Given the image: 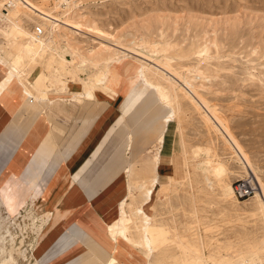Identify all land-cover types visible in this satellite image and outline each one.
<instances>
[{
    "label": "rangeland",
    "instance_id": "1",
    "mask_svg": "<svg viewBox=\"0 0 264 264\" xmlns=\"http://www.w3.org/2000/svg\"><path fill=\"white\" fill-rule=\"evenodd\" d=\"M31 1L62 20L81 16L85 24L91 22L92 28L58 31L65 42H54L51 46L53 52L47 53L37 64L26 61L21 65L20 72L31 73L30 80H34L40 71L44 74L47 96L43 103L30 100L23 103L21 100V111L11 126L27 132L31 122L25 120V112L30 114V120L36 118L43 109L50 107L49 100L84 96L86 90L82 83L98 82L99 88L89 92L82 105L66 108L76 112L78 109H92L87 101L117 102L115 109L118 110L101 136L103 141L97 154L114 132L123 135L121 148L102 173L106 176V183L125 156H129L126 159L128 164L119 168L111 181L117 178V185H123L126 190L128 201L121 216L132 219L127 225L130 239L135 244L144 242L139 232L144 217L138 214L141 211L151 217L154 227L165 230L166 241L162 247L165 250L161 249L164 250V262L159 264H185L183 260L186 258L196 257H203L205 264L264 263V252L259 250L264 241L260 193L247 200L236 199L234 185L248 172L228 143L231 140L252 166L251 171L262 186V193L264 0H68V4L59 0ZM6 7L12 9V5ZM28 19L23 18L16 25L36 35L43 23L37 18ZM14 28L10 21L0 20V58L14 59L8 55L13 52L9 43L14 36H19ZM41 29L43 38L49 36V26ZM23 39L19 36V41ZM67 41L77 53L89 55L92 59L99 57V65L88 66L84 75H80L74 65L65 64L67 56L79 60ZM112 48L117 50V55L111 54ZM158 66L177 76L178 88L164 80L163 74L155 70ZM0 71L4 73L1 82L6 74L5 69ZM142 75L152 86L162 87L168 100L165 101L154 89L143 86L140 82ZM187 83L192 84L191 88L188 87L190 95L202 102H199L200 107L197 100L192 101L182 90ZM18 93L20 98L21 91L15 84L10 87L8 96ZM140 93L143 100L133 105L134 109L126 115L124 106L127 100L131 102ZM19 100L14 98L12 109L19 108ZM201 109H207L217 120L225 137L205 119ZM169 117L173 120L166 124ZM45 122L46 130L40 136V143L45 140L46 148L53 145L58 157H62L61 149L63 154L77 149L82 139L78 138L77 122L62 121L59 111L45 118ZM40 137L36 136L35 140ZM22 145L23 142L17 149H8L0 165V264H78L93 257L95 251L78 255L72 262L69 261L74 256L64 257L77 246L91 243V237L80 226L68 229L63 235H74L75 238L71 245H66L65 241L59 245L64 253L62 256H45L44 249L37 246L54 223L72 212L59 217L56 210L70 188L65 185L70 176L65 177L54 197L48 199L53 180L61 179L60 173L45 191L38 188L23 204L20 214L8 215L12 210L3 207L1 195L10 204L9 196L14 190H25L30 186V183L18 180L8 182L4 173L13 168V158ZM45 150L40 161L46 166L50 154ZM161 155L164 166L160 164ZM91 158L92 153L88 160ZM94 158L85 170L95 161ZM156 163L161 166L158 171ZM95 164L90 176L98 179L100 172L95 168L105 163ZM211 164H217L219 174L211 171ZM84 166L85 162L78 170ZM84 171L76 180L91 193L97 183L93 181L85 188ZM141 174L143 177L140 178ZM121 200L113 213L122 207ZM119 241L115 253L112 251L111 256L100 259L106 261L114 257L120 264H144L137 254L131 255L130 248ZM73 245L76 246L72 250ZM255 252L260 260L249 261Z\"/></svg>",
    "mask_w": 264,
    "mask_h": 264
},
{
    "label": "crops",
    "instance_id": "2",
    "mask_svg": "<svg viewBox=\"0 0 264 264\" xmlns=\"http://www.w3.org/2000/svg\"><path fill=\"white\" fill-rule=\"evenodd\" d=\"M3 75L4 73L0 71V79ZM18 90L20 91L19 87ZM14 98L19 99V93L16 95L13 94L12 96L9 95L2 101L0 100V165L7 156L8 149H17L19 144L23 142L19 152L15 155V158H13V168H8L4 171L8 182L18 180L24 183H34L39 181V188L42 192L45 191L50 183L54 181L48 199L57 194V191L59 190L65 177L70 176L69 179L73 182L72 186L63 195L59 209H56L59 211V217L63 213L72 212L66 218H62L54 223L53 227L47 232L43 239L37 243V246L40 247V249H44L45 256H53L54 254H57L55 256H62L64 253H62L63 251L59 245L64 241L66 242V245H71L75 238L74 235H63L67 233L69 228L71 229L72 227L80 226L87 233V235L91 237L90 242L92 245L88 242L82 247L77 246L72 253L70 252L64 256H74V258L70 259L69 262L77 259L78 257L76 256L78 255L90 253L91 250L93 252L95 251V255L99 258H107L111 256L112 251H114V253L116 251V243L110 237L107 223L111 221L113 211L117 208L119 201L126 194L125 187L123 185H117V178L112 181L111 179L119 168L122 169L128 164L126 163V159H128L129 156H125L122 164L108 176L110 181L107 180L105 183L106 176L102 172L107 168L115 154L121 148L123 144V135L121 136L120 134L114 132L104 143L98 154L97 148L103 141V138L101 137L103 132L109 127L111 123L110 121L113 119L118 110L115 109L117 107L116 100H102L101 102L87 101L91 103L92 109H78L76 112L71 111L66 107L69 105L82 104H78L74 101L61 103L60 105H54L50 106L48 109H43L40 113L41 116L38 115L36 118L33 117L31 120L29 118L30 114L25 112V120L27 121L29 119L28 122H31V127L26 132L20 127L11 126L13 125V121L15 120L17 113L21 111L20 107L12 109ZM135 98L136 96L131 100V102L127 100L124 106L126 115L133 105ZM56 109L61 114L62 121L66 120V122L70 124L73 121L77 122L78 125L76 131L78 132V138H82L74 152L70 150L63 154V149H61L60 155H62V157H58L55 154V148L53 145L46 148L44 142L45 140L40 143L41 137L46 130L45 118L56 115L58 112ZM36 136L41 137L39 140H35ZM130 137L131 134H129L127 140ZM45 149H47L50 154V159L46 166L40 161L41 155L46 152ZM90 153H92L91 160L96 156L94 158V162L96 164L98 163V165H100L103 162L105 163L100 165L99 168H95V171L98 170L100 172L98 179L92 178L93 175L90 176L95 164L93 161L85 170L87 164L91 161L88 160ZM161 161L162 155L160 158V162ZM84 162L85 166L82 167L81 170H78ZM146 162L147 160L144 163ZM17 163L18 165H16ZM160 164H162V162ZM162 165L164 166V164ZM68 171L70 172V175H68ZM83 171L84 173L82 174V178L87 181V185L85 184L84 186L85 188L90 186L93 181L97 183L95 190L91 193L86 192L79 185L80 183L78 184V180H76ZM58 173L62 175L60 176L61 179L53 180L55 175ZM141 177H143L142 174L140 175V178ZM121 242L123 243V241ZM74 246L76 245L72 246V250ZM127 248L129 249V247ZM130 250L132 252H140L137 249ZM164 250L155 252L152 255V264L164 262ZM118 252H120V250ZM92 255L95 256L94 254ZM118 255L122 256L120 253H118ZM159 256H161V259L158 258ZM91 258L92 257L83 260L78 264H82Z\"/></svg>",
    "mask_w": 264,
    "mask_h": 264
},
{
    "label": "bare ground",
    "instance_id": "3",
    "mask_svg": "<svg viewBox=\"0 0 264 264\" xmlns=\"http://www.w3.org/2000/svg\"><path fill=\"white\" fill-rule=\"evenodd\" d=\"M59 2L60 3L63 2V3H67V4L69 3L68 0H59ZM7 4H9V7H11V5H12V9H8L6 7ZM23 18H29V19H33V20H34V18L39 19L43 23L41 28L45 29L46 26L50 27L49 30L47 29L49 36H47L46 38H43L42 37L43 35L41 37H37V35H32V34H29L28 32H25V30H23L22 28H20L19 26L16 25V22L23 20ZM82 18L83 17L79 16L76 18H72L74 20H70V19L62 20L60 17H55L51 11H46V10L36 6L34 4V2H32L31 0H0V20L10 21L12 24H14V26H15L14 29L18 33V35L24 37V39L22 41H19V36H14L15 38L13 40H11V43H9V45H8L9 47H11L13 49V52H8L9 56L14 57L13 60H6L5 58H0V69L1 70L5 69V74H6V76L0 82V100L5 99L8 96L10 87L16 84L20 88V91H21V97L19 98L20 99L19 100V107H21V105H22L21 100L23 103H25L28 100H30V102H32V103H34V102H38V103L42 102L43 103L46 96H47L44 74L40 71L34 80H30L29 77L31 76V73H25V72L21 73L20 72L21 65L23 63H25L26 61L31 62V64H37L38 60H42L47 53L53 52V50H52L53 48H51V46L54 44V42L60 43V44H62V42H65L63 40V38L58 35V31L68 30L69 28L75 29L78 31L79 30L84 31V30H86L85 28H88V27L92 28L91 22L88 21V23L85 24L84 20ZM94 37H96V36H94ZM97 38L102 41L101 38H99V37H97ZM66 44L69 45L70 43L67 41ZM70 47H71L70 50H72L74 55H77L79 57V60L76 61L75 58H71V57L67 56L66 62L64 61V63L67 65H74L76 70L79 71L80 75H82V74L84 75L86 70H88L87 69L88 66H94V65L96 66L98 64L99 57L92 59L93 57H90L89 55H85V54H82L79 52L77 53L71 44H70ZM104 47L108 48L107 46H104ZM133 47H135V46H133ZM108 49H111V48H108ZM56 52H58L57 49H56ZM67 52H68V50H67ZM112 53L117 55L118 52H117V50L112 48L111 54ZM115 58H117V57H115ZM155 70L158 72H161L163 74L164 80H167L173 88L174 87L176 88L177 85H179L178 84L179 81H178L177 76L167 72L165 67L163 68V67L158 66V67H156ZM157 76H159V75H157ZM140 82L143 84V86L154 89L159 94V96L162 97L165 101L168 100V97L165 94L166 91H164L163 88L160 86H152L151 84H149L147 79H145V76L142 75V79L140 80ZM82 84L86 90V93L84 96H78V97H75L73 99H69V98L61 99V98H59L57 100H49V105L50 106L60 105L61 103H68L71 101H74L78 104H82L84 102L83 99L85 98L86 95H88L89 92H94L96 90V88H99L98 82H96V83L88 82L87 83L86 81H84ZM191 85L189 83L185 84L182 87V90L186 93V95L189 98H191L192 101H196L197 99L190 95V90L188 89V87L191 88ZM82 91H83V89H82ZM143 98L144 97H143L142 93L138 94L134 100L133 105L136 106L138 103H140L143 100ZM199 102H201V101L197 100V102H196L198 107L201 106V104ZM133 105L131 106L132 109H130V111L134 109ZM201 110L204 113L205 119L210 121L214 125V127L225 137L224 130L221 128V126L219 125L217 120H215L210 115V112H208L207 109H201ZM172 120L173 119L170 117L167 118L166 124H169ZM130 138L127 140L128 144L130 143ZM228 143L232 147V150L234 151L235 155L238 157L239 161H241L242 165H244L246 173L251 172L252 166L248 163L245 156L241 153V151L238 149V147L231 140H228ZM211 165H212L211 171L219 174L220 168L217 166V164H215L214 166H213V164H211ZM160 167L161 166H159V164L156 163L155 169L157 171L160 169ZM72 184H73L72 180L69 179L65 185L66 186L69 185L71 187ZM29 185L30 186L27 187L25 190H21V189L14 190L11 193V195L9 196L10 204L6 203L5 202V196L1 195V197L3 198V203H2L3 207H6V208L8 207V208H11V210H12L11 212H8V215L10 217H14V216H17L18 214H20V210H21L23 204L27 203L39 188V184H35V182L30 183ZM260 187H262V186H260ZM258 199L261 203L262 210L264 213V189L262 190V193L260 192ZM121 201L123 203L122 207L120 206L119 210L117 209V211L113 213L111 221L109 223H107L110 237L115 243L119 244V240H121V241H123L125 246L129 247L130 249L139 250L140 252L135 251L136 253L131 251L132 255L134 256L137 254L138 258H140L144 261V264H150V260H151L152 255L155 252L160 251L165 244V241H166L165 234H164L165 230L162 228L154 227L152 225L151 217L148 216L147 214H145L144 212L141 213V211H140L138 214H142L144 217H143V223L140 226L139 232L143 236L144 242H143V244H135L130 239V237L128 236L129 230L127 228L128 227L127 225L128 224L130 225L132 223V219L125 218V217L121 216L122 210H124L126 205H127L126 204V202L128 201L127 195ZM60 203H61V201L58 204H60ZM6 204L8 206H6ZM143 207H144V205H143ZM56 209H59V207L57 206ZM125 214H127V213H125ZM182 245H184V244H182ZM179 247H181V246H179ZM91 249H93V248H91ZM259 250L264 252V241L261 242V246L259 247ZM253 255H254V257L253 256L249 257L250 260L244 259V261L249 260L251 262H254L256 259L260 260L257 257V255H258L257 252H255ZM240 256H242V254ZM205 261L206 260L203 257H196L193 259H187L186 258L185 260H183V263H185V264H205ZM223 262H225V261H223ZM230 263H232V261ZM2 264H10V263L4 262ZM85 264H120V263L114 257H110L108 260L103 261L95 255L91 259L87 260V262ZM247 264H248V262H247Z\"/></svg>",
    "mask_w": 264,
    "mask_h": 264
},
{
    "label": "built area",
    "instance_id": "4",
    "mask_svg": "<svg viewBox=\"0 0 264 264\" xmlns=\"http://www.w3.org/2000/svg\"><path fill=\"white\" fill-rule=\"evenodd\" d=\"M9 6V4H7ZM37 37L43 35V30L38 28L36 31ZM261 192L260 183L251 171L245 178L239 179L234 185V194L237 200H247ZM253 264H264L262 262H255Z\"/></svg>",
    "mask_w": 264,
    "mask_h": 264
}]
</instances>
